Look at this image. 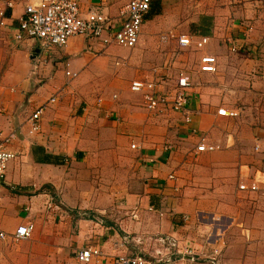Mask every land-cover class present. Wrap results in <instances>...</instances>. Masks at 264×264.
<instances>
[{
  "label": "crops",
  "instance_id": "crops-1",
  "mask_svg": "<svg viewBox=\"0 0 264 264\" xmlns=\"http://www.w3.org/2000/svg\"><path fill=\"white\" fill-rule=\"evenodd\" d=\"M31 1L13 0L0 25V131L17 133L16 156L0 180L7 233L0 264H115L114 255L142 249L132 238L165 234L180 236L196 252L194 260L170 264H264V28L247 19L253 4L231 12L228 25L216 18L206 34L211 41L199 49L198 72L189 74L173 59L178 48L193 47H180L178 39L166 45L165 62H148L159 49L156 30L165 32L161 40L172 31L148 24L165 13L162 0H154L134 47L74 36L64 47L47 48L15 37ZM80 1L83 14L95 10L119 25L129 0ZM230 37L239 52L231 50ZM205 54L217 58V72L199 70ZM173 70L178 76L170 79ZM183 72L192 80L190 122L170 106L151 113L143 92L131 90L133 80L150 78L172 100ZM45 104L41 130L30 134L29 118ZM221 107L239 114L220 115ZM202 142L216 147L198 151ZM38 147L50 162L36 160ZM255 181L259 191L239 188ZM22 224L34 231L15 240ZM89 245L103 256L82 262L77 253Z\"/></svg>",
  "mask_w": 264,
  "mask_h": 264
},
{
  "label": "built area",
  "instance_id": "built-area-1",
  "mask_svg": "<svg viewBox=\"0 0 264 264\" xmlns=\"http://www.w3.org/2000/svg\"><path fill=\"white\" fill-rule=\"evenodd\" d=\"M1 1H3L4 6L0 8V25H4L7 8L13 6V0ZM153 2L154 0H129L121 10V23L116 25L109 16L98 11L90 10L87 14H83L80 0H32L26 5L25 13L20 18L15 37L19 40H40L42 46L46 48L49 46L64 47L74 36L100 38L106 45L117 44L124 47H134L140 39L143 25L152 9ZM168 39V36L163 37L164 41ZM177 39L180 47H193L199 50L209 44L211 36L181 34ZM228 41L233 52L241 50L240 44L235 38L230 37ZM199 70L208 73L217 72V58L209 54L202 55L199 60ZM68 75L76 76V73L69 71ZM159 83L160 81L150 78L135 79L131 83V90L143 92L144 106L151 113L157 114L164 107L170 106L174 111L184 113L185 121L190 122V111L187 108L189 102L187 91L192 86L190 75L185 72L180 73L172 100L161 94L158 90ZM54 101H56V97L52 96L50 103ZM46 108V104L41 105L31 114L29 118L30 134L41 130L40 119ZM2 110L0 106V115ZM218 113L223 116H237L239 114L237 110L227 107L219 108ZM16 138L17 133L15 131L9 133L0 131V180L5 177L8 163L16 156L15 151L11 148ZM135 146L133 145V147ZM215 147L211 143L202 142L197 146V149L198 151H212ZM170 148L171 146H167V149ZM256 149H259V145L256 146ZM170 178H174V175H170ZM239 188L251 191L261 189L258 181L251 184L241 183ZM134 215L136 216V213ZM33 231V224H22L17 227L13 237L15 240L28 239ZM6 237L7 233L0 224V238L5 239ZM125 241L128 242V239ZM132 241L142 249L134 255L123 253L114 255L115 264H170L177 259L188 257L192 260L195 259L196 252L193 251V247L177 235L136 236L132 238ZM146 244H148V248L145 247ZM215 254H220V251L217 249L211 255V258L218 261ZM101 256H103L101 248L93 245H89L77 253L78 259L82 262H89Z\"/></svg>",
  "mask_w": 264,
  "mask_h": 264
},
{
  "label": "rangeland",
  "instance_id": "rangeland-1",
  "mask_svg": "<svg viewBox=\"0 0 264 264\" xmlns=\"http://www.w3.org/2000/svg\"><path fill=\"white\" fill-rule=\"evenodd\" d=\"M249 4H253V8L256 11H252L254 16L247 19L253 22L259 21V23L257 22L254 24L260 25L258 29H260L261 27L264 28V0H162V6H163L162 11H164L165 9V13L161 14L160 16L157 17L155 21H151L148 24L149 25L154 24V27H156V29L158 28L163 29V27L168 26L172 31L169 30L167 32V34L169 35V40L164 41L163 39L161 40V35L164 34L165 32L161 30L158 31L156 30L155 32L156 34L155 37L153 38V42H155L154 46L156 45L159 49L152 51L153 55L148 58L149 59L148 62L155 64L165 62L163 61L162 55H166V53L168 52V50L165 49L166 45H168L171 40L172 41L176 40L177 38L175 36L178 37L182 33L196 34L198 31V27H200L198 25L201 24L205 25L204 19L206 16L210 17L208 21H210L212 28H214L215 26L217 17H222L225 25H228L230 24V22H232L231 17L233 16H230L231 12L247 11L249 10L248 9ZM219 11H222L223 13H220ZM261 15H263L262 18H260ZM211 46L212 44H210L206 48ZM229 46H231V44H229ZM201 51L202 50L193 49V48L191 49L178 48L176 51L177 52L176 57L173 59V61L175 62L176 60L177 65L179 63L184 64V69H186V72L195 74L196 72H198L197 71L198 57L200 56L199 52ZM172 55L173 54L171 53V56ZM175 67H179V66H175ZM177 76H178L177 71L175 70L171 71L170 79H173V77L176 78ZM209 81L211 82V79ZM251 114H259V113H251ZM146 246L148 247V245Z\"/></svg>",
  "mask_w": 264,
  "mask_h": 264
},
{
  "label": "trees",
  "instance_id": "trees-1",
  "mask_svg": "<svg viewBox=\"0 0 264 264\" xmlns=\"http://www.w3.org/2000/svg\"><path fill=\"white\" fill-rule=\"evenodd\" d=\"M209 19L210 17L206 16L204 19L205 25L204 24L198 25L200 27H198L197 34L206 35L211 32L212 25L210 24V21H208ZM34 153H35L37 161H40V162H50L51 161L50 155L46 154L42 147L35 148Z\"/></svg>",
  "mask_w": 264,
  "mask_h": 264
}]
</instances>
